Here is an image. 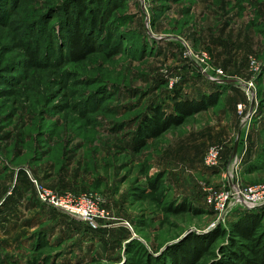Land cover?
Returning <instances> with one entry per match:
<instances>
[{"label":"rangeland","instance_id":"rangeland-1","mask_svg":"<svg viewBox=\"0 0 264 264\" xmlns=\"http://www.w3.org/2000/svg\"><path fill=\"white\" fill-rule=\"evenodd\" d=\"M65 1L19 0L0 22V264H124L132 255L143 264V252L126 251L132 239L159 256L189 232L220 225L227 233L198 264H230L222 248L238 213L219 221L205 196L264 183V0H120L114 54L79 62H63L61 40L46 49ZM216 84L217 106L134 149L153 105L170 111L177 91L196 97ZM211 146L220 149L217 167L204 161ZM36 183L94 195L112 225L91 229L41 202ZM184 200L202 212L167 211Z\"/></svg>","mask_w":264,"mask_h":264},{"label":"trees","instance_id":"trees-1","mask_svg":"<svg viewBox=\"0 0 264 264\" xmlns=\"http://www.w3.org/2000/svg\"><path fill=\"white\" fill-rule=\"evenodd\" d=\"M18 3L19 0H0V22L5 19L4 16L8 10H10L9 13L14 12ZM119 3L120 0H66L59 8L61 14L58 21L59 33L55 35L54 28L51 29L49 35L53 39L45 42L46 49L58 39L61 43L57 49L61 52L64 47L63 50H66L63 62L82 61L101 49L112 56L120 38L112 39L115 36L112 30L116 27L117 21L111 23L110 20L114 10L120 6ZM43 28L46 29V26ZM44 37L46 34L41 39ZM111 39L114 42H111ZM59 57L57 56L53 63L58 62ZM36 63L40 66L52 64L48 61H36ZM220 85L216 84L211 91L202 92L196 97H183V94L177 91L172 97L173 105L170 111L165 110L162 105H153L151 110L141 118L133 133L134 149H142L150 139L158 138L173 126L183 124L187 118L217 106L222 95ZM159 186L156 180L150 182V188L154 192L159 191ZM166 209L171 213L202 212V209L190 205L186 200L171 202ZM229 226L232 236L228 245L222 248L223 261L230 264H264V209L239 211L238 218L230 222ZM226 233L222 225L202 234L189 232L182 240L166 247L165 252L159 256L149 255L147 248L136 239H132L127 244L126 251L137 256L143 252L141 257L146 259L143 264H198L216 240ZM134 257L132 255L124 264H136L135 261L133 262ZM38 263V260L34 262V264Z\"/></svg>","mask_w":264,"mask_h":264},{"label":"built area","instance_id":"built-area-1","mask_svg":"<svg viewBox=\"0 0 264 264\" xmlns=\"http://www.w3.org/2000/svg\"><path fill=\"white\" fill-rule=\"evenodd\" d=\"M188 55V54H187ZM192 56V54H189ZM192 58V57H191ZM199 60V63H198ZM205 58H198L195 63L202 70ZM243 105L238 104L240 113ZM208 167L220 165V149L211 146L206 151L204 158ZM36 194L41 202L53 205L58 209L84 221L91 229L109 227L111 213L98 202V198L89 193L80 194H56L51 190L41 189L36 183ZM207 204L213 209L219 221H225L228 215L247 209L264 208V183L240 186L238 183H230V188H208L205 196Z\"/></svg>","mask_w":264,"mask_h":264}]
</instances>
